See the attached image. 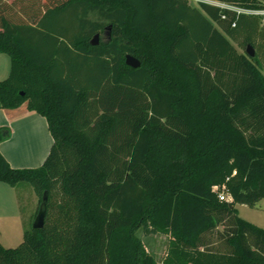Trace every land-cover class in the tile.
Returning a JSON list of instances; mask_svg holds the SVG:
<instances>
[{
  "label": "trees",
  "instance_id": "1",
  "mask_svg": "<svg viewBox=\"0 0 264 264\" xmlns=\"http://www.w3.org/2000/svg\"><path fill=\"white\" fill-rule=\"evenodd\" d=\"M229 6L0 0L12 65L0 107L27 103L53 138L35 168L0 151V181L39 196L23 242L0 241V264H159L140 231L169 236L162 264H264V228L237 208L264 199V24ZM10 133L0 126V142Z\"/></svg>",
  "mask_w": 264,
  "mask_h": 264
},
{
  "label": "rangeland",
  "instance_id": "2",
  "mask_svg": "<svg viewBox=\"0 0 264 264\" xmlns=\"http://www.w3.org/2000/svg\"><path fill=\"white\" fill-rule=\"evenodd\" d=\"M193 5H197L199 1H205L211 4L220 5V6H229L225 2H220L217 0H190ZM229 8L236 9L238 11H244L247 13L255 14L260 16L262 24H264V8L259 10H244L238 7L229 6ZM103 37H106L103 34ZM239 51H244V48L239 46L237 43H234ZM11 58L6 53H0V81L6 79L11 72ZM39 125L35 127V135L38 138V156L36 163H38L42 155L46 150V143H44V137L42 132L38 128ZM46 145V147H45ZM41 156V157H40ZM41 166V165H40ZM39 167V166H37ZM18 204V206L16 205ZM39 205V196L35 192L34 188L29 183H21L18 186H11L3 181H0V213L2 215L11 216L12 213L18 211L21 216V231L15 235H4L3 231L1 232L0 241L5 247H17L24 240V227L29 224L28 219L32 216ZM237 208L239 209L240 216L246 218L247 220L258 224L264 227V199H261L255 206H249L246 204H238ZM26 225H25V223ZM223 226H220L222 229ZM139 235L144 240L147 250L152 253L157 262L162 264V261L167 253L169 236L160 232L146 234L143 231L139 232ZM214 235L213 239H216ZM218 242L213 245H217Z\"/></svg>",
  "mask_w": 264,
  "mask_h": 264
},
{
  "label": "crops",
  "instance_id": "3",
  "mask_svg": "<svg viewBox=\"0 0 264 264\" xmlns=\"http://www.w3.org/2000/svg\"><path fill=\"white\" fill-rule=\"evenodd\" d=\"M36 125H39V129L45 140L44 143L47 145L44 155H42L43 157L38 163H36L38 156V138L34 136ZM0 126L9 127L11 130L10 136L0 142V151L12 167L35 168L43 164L53 143L48 122L44 116L36 111L29 110L27 103H23L15 109L0 107ZM16 205L18 206V204ZM20 227L21 216L18 211L16 214L12 213L11 216L0 213V231H5L4 235H15L21 231Z\"/></svg>",
  "mask_w": 264,
  "mask_h": 264
},
{
  "label": "water",
  "instance_id": "4",
  "mask_svg": "<svg viewBox=\"0 0 264 264\" xmlns=\"http://www.w3.org/2000/svg\"><path fill=\"white\" fill-rule=\"evenodd\" d=\"M99 34H96L94 38L91 40V43L96 45L99 43ZM246 52L250 56H254L256 51L251 44L247 45ZM126 62L128 65L136 68L140 66V61L134 57L133 55L128 54L126 57ZM46 202H47V192H44L43 200L41 202L40 210L35 218L33 227L34 228H42L44 226L45 214H46Z\"/></svg>",
  "mask_w": 264,
  "mask_h": 264
},
{
  "label": "built area",
  "instance_id": "5",
  "mask_svg": "<svg viewBox=\"0 0 264 264\" xmlns=\"http://www.w3.org/2000/svg\"><path fill=\"white\" fill-rule=\"evenodd\" d=\"M214 190H218L219 191V196L221 200H232V196L227 194L225 192V187L223 186V188L221 190H219L218 186H214Z\"/></svg>",
  "mask_w": 264,
  "mask_h": 264
},
{
  "label": "bare ground",
  "instance_id": "6",
  "mask_svg": "<svg viewBox=\"0 0 264 264\" xmlns=\"http://www.w3.org/2000/svg\"><path fill=\"white\" fill-rule=\"evenodd\" d=\"M38 128H39V126H38ZM42 130V129H41ZM45 147H46V145H45ZM41 157V156H40ZM43 157V156H42Z\"/></svg>",
  "mask_w": 264,
  "mask_h": 264
}]
</instances>
